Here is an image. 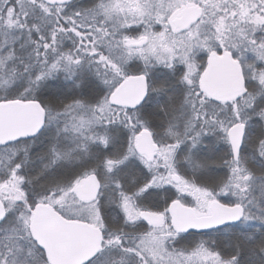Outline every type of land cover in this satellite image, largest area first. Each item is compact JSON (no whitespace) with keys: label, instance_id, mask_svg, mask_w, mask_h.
<instances>
[{"label":"snow or ice","instance_id":"obj_1","mask_svg":"<svg viewBox=\"0 0 264 264\" xmlns=\"http://www.w3.org/2000/svg\"><path fill=\"white\" fill-rule=\"evenodd\" d=\"M0 264H264V0H0Z\"/></svg>","mask_w":264,"mask_h":264}]
</instances>
